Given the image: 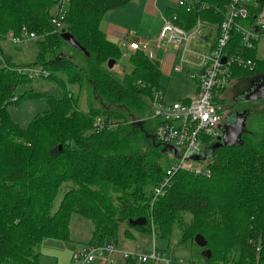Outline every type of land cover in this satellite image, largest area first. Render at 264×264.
I'll return each mask as SVG.
<instances>
[{
    "label": "trees",
    "instance_id": "16d2710c",
    "mask_svg": "<svg viewBox=\"0 0 264 264\" xmlns=\"http://www.w3.org/2000/svg\"><path fill=\"white\" fill-rule=\"evenodd\" d=\"M57 1L0 0V42L9 32L19 35L22 27L38 36L29 64H15L0 44V264H40L38 248L45 239L71 241L73 215L91 224L87 247L115 240L125 225L154 238L155 250L163 256L173 238L180 248L189 246L192 259L169 264H264V110L258 133L247 130L242 144L212 151L209 175L179 170L153 201L170 162L154 139L157 123L150 119V97L161 90L160 65L140 51L124 56L101 28L107 12L133 0H68L64 25L53 32ZM201 1L209 7L199 13L169 6L165 14L176 15L185 29L200 18L218 30L231 0ZM263 7L264 0H252L248 18L237 23L248 26ZM62 32L77 42L85 66L62 54L67 44ZM257 42L243 49L240 32L231 29L225 52L243 50L255 63L252 70L233 66L231 82L264 80ZM110 59L115 61L111 69ZM123 59L129 70L122 67L116 73L114 66ZM30 66L42 67L48 75L41 78L54 81L62 96L20 91L33 79L17 68ZM69 85L88 91L86 110L78 107ZM27 99H44L47 110L22 128L8 108ZM99 117L104 125L96 129ZM139 217L146 219L143 225L130 224ZM197 234L206 240L205 247L194 243ZM206 250L209 254L202 255ZM121 264L137 263L124 259Z\"/></svg>",
    "mask_w": 264,
    "mask_h": 264
},
{
    "label": "built area",
    "instance_id": "2783aa9c",
    "mask_svg": "<svg viewBox=\"0 0 264 264\" xmlns=\"http://www.w3.org/2000/svg\"><path fill=\"white\" fill-rule=\"evenodd\" d=\"M68 0H58L54 6L51 24L54 31H60L64 25L65 7ZM171 7H182L187 12L199 13L209 5L201 0H171ZM252 0H231L227 4V13L218 30L200 18L188 29L177 24L176 15L166 16L161 13L162 21L158 35L152 41L136 39V32L129 30L118 42L123 55L140 51L148 59L158 61L165 58L169 52L171 71H185L197 88L192 98L168 102L164 100L161 90H154L150 97V119L156 121L153 136L156 142L170 146L165 152L171 158L165 174L159 185L153 191V201L161 197L169 186L171 177L179 170L194 174L209 175V170L197 169L195 164L206 163L205 160H196L194 156L203 154L205 149L216 142L221 135L218 128L221 122L219 100L222 90L226 89L232 80V67L252 70L255 63L243 54V50L225 52V47L230 38V31L235 28L240 32L243 49L252 48L253 43L264 38V7L259 9L254 16V21L248 26L237 23L238 19L246 20L249 5ZM169 5V6H170ZM168 6V7H169ZM254 6H256L254 4ZM38 36L29 33L22 27L19 35L9 32L6 36L8 42L21 45L37 39ZM224 59V62H223ZM17 71L34 79L46 77L48 73L40 66L19 67ZM227 90V89H226ZM96 129L104 125L101 118L93 123ZM122 260H135L137 264L148 260L161 261L168 264L165 256L160 255L152 248L149 254L125 251L119 248L116 241H105L97 247L84 246L72 253L70 264H112L114 256Z\"/></svg>",
    "mask_w": 264,
    "mask_h": 264
},
{
    "label": "rangeland",
    "instance_id": "374dc122",
    "mask_svg": "<svg viewBox=\"0 0 264 264\" xmlns=\"http://www.w3.org/2000/svg\"><path fill=\"white\" fill-rule=\"evenodd\" d=\"M169 1L171 0H159L158 7L160 9L164 8L166 4H171V2ZM146 3L147 0H143V2L142 0H133L126 7H124L125 9H123L122 11H114L112 17L115 16L117 12H122V14L117 19L114 18V24L116 28L122 30V33L120 34L121 36H123L124 33L128 32L130 29L137 30L139 33L138 37L153 38L158 35L162 25L160 17L155 12H147L145 9ZM66 8L67 5L65 9ZM129 11H133L134 13H129ZM54 12L55 10L53 8L52 14H54ZM111 13L112 11L104 15L105 17H103L104 19H102L103 21L101 24L102 26L103 24H106L109 19H111ZM110 39L113 40V42H119V39L117 37L116 39H113V37ZM0 44L4 51L11 56V59L15 64L22 65L33 62L36 52V46L34 45L33 40L22 45H14L8 42L7 39H4L0 42ZM76 51L77 49L69 43L65 44L62 47L63 55L71 57L72 60L79 66H85L83 60L78 58ZM256 52L257 58L264 59V38L260 39L257 42ZM165 55H168L169 57V52H167ZM163 56H161V52L159 55H157L158 58H161V64L168 65L166 58H162ZM122 67L129 70V65L126 59L120 60L114 66V71L116 73H121ZM166 69L167 71H165L164 69V71H162L161 73L160 83L161 91L164 94V100L168 102H175L186 98H192L195 93L196 84L187 77L185 71L173 70L169 74L168 67ZM232 80H234V78ZM231 83L236 82L232 81ZM243 83L246 82L238 84L237 87L240 88L244 85ZM68 88H70L71 91L78 96V107L81 110H86L87 102L88 100H90L88 91L86 89L79 91L78 87L74 85H69ZM26 89H33L37 92L48 94L56 98L62 96V90L57 84H55L54 81H50L41 77L34 78L30 84L20 87V91H24ZM234 96H237L235 91L231 88H228L227 92L225 93L226 101L222 99V102H226L228 110H236L237 112H240L241 110L247 111L245 128L246 130L250 131V133H258V127H263L261 126L263 121V115L261 116V111L264 110V99L261 101H239L235 100L233 98ZM8 110L12 120L18 123L22 128H25L35 115L47 110V102L44 99L22 100L18 104L10 105ZM169 159L171 160V158ZM195 167L197 169H200L201 171H204L206 169V163L195 164ZM60 198L61 195H59L56 203ZM123 231H129L131 234L133 233V237L125 236ZM90 232V222L86 219H82L76 215H73L71 221V241L62 242L61 240L52 238L45 239L38 248L41 253L40 264H70L72 253L86 246L90 236ZM112 241H117L118 246L140 254H149L155 243L154 238H151L148 234L133 231L125 225H123L120 229V232L116 239ZM190 250L191 249H189V246H187L186 248H180V245H177L176 243V238H173L171 240L167 256H164L168 260V264L172 259H175L179 263H182V261H188L192 259ZM154 251L157 252V250H155V247ZM157 253L160 254V252ZM196 262L202 263V261L199 259ZM1 264L16 263L4 262ZM93 264H100V261H96Z\"/></svg>",
    "mask_w": 264,
    "mask_h": 264
},
{
    "label": "water",
    "instance_id": "95a60500",
    "mask_svg": "<svg viewBox=\"0 0 264 264\" xmlns=\"http://www.w3.org/2000/svg\"><path fill=\"white\" fill-rule=\"evenodd\" d=\"M64 40L74 46L76 49H80L77 42L67 33L62 32L61 35ZM224 62V59H223ZM115 61L113 59H110L107 63V67L109 69L113 68ZM242 99L247 101H257L264 99V83L258 84L254 89L249 91ZM245 112L240 113V118L236 121L235 125H232L231 127L225 129L224 127H218L220 130L222 129L223 132L219 137H217L216 142L212 143L209 147H207L203 154L196 155L194 158L196 160H205L210 157L212 151L220 146H234L235 144H242L241 136L244 134L247 130L245 128V119L246 117H243ZM170 146H164L163 150L166 151ZM131 225L133 226H140L143 225L146 222V219L144 217H139L135 220L129 221ZM194 243L199 247H205L206 246V240L204 237L200 234L195 235L194 237ZM209 250L203 251L202 255H208ZM208 257V256H207Z\"/></svg>",
    "mask_w": 264,
    "mask_h": 264
},
{
    "label": "crops",
    "instance_id": "0c3cea01",
    "mask_svg": "<svg viewBox=\"0 0 264 264\" xmlns=\"http://www.w3.org/2000/svg\"><path fill=\"white\" fill-rule=\"evenodd\" d=\"M142 2H143V0H142ZM158 2H159V0H147V3H146V6H145V9H146V11L147 12H149V13H152V12H155L156 14H158L159 15V17H160V15H161V13H165V10L167 9V7L170 5L169 3L168 4H166V6L164 7V8H159L158 7ZM128 5V4H127ZM126 5V6H127ZM126 6H124V7H126ZM171 6V5H170ZM124 7H122V8H118V9H115V10H112V13H111V19H109L108 21H107V23L106 24H103V26L101 25V28H102V30L104 31V33L106 34V36L108 37V39H110V38H112L113 37V39L115 38L116 39V37L120 40L121 39V33H122V30L121 29H119V28H116V26H115V24H114V20L115 19H117L121 14H122V12H117L116 13V15L115 16H113L112 17V15H113V13H114V11H117V10H123V9H125ZM110 12V11H109ZM133 12V11H132ZM132 12H130L129 11V13H132ZM108 13V12H107ZM134 13V12H133ZM124 14V13H123ZM105 17V16H104ZM115 18V19H114ZM104 19V18H103ZM103 21V20H102ZM160 21H161V18H160ZM101 24H102V22H101ZM161 24H162V21H161ZM131 31H135L136 32V39H140V40H142V41H145V40H147V41H152V40H154L156 37H153V38H144V37H138V31L137 30H135V29H130ZM126 33V32H125ZM124 33V34H125ZM111 40V39H110ZM111 41H113V40H111ZM158 55H159V53H158ZM162 56V55H161ZM166 58V61H167V63H168V65H165V64H160V70H161V73H162V71H164V69H165V71H167V67H168V72H169V74H170V72H171V69H170V65H171V59H170V57H168V56H166L165 57ZM196 88H197V86H196ZM195 92H196V89H195ZM195 94V93H194ZM187 99V98H186ZM72 239V238H71ZM119 248L120 249H122V250H125V251H130V250H127V249H125V248H123V247H120L119 246ZM130 252H132V251H130ZM70 259V258H69ZM122 263V259H121V257L120 256H115L114 258H112V264H121Z\"/></svg>",
    "mask_w": 264,
    "mask_h": 264
},
{
    "label": "flooded vegetation",
    "instance_id": "af4514ba",
    "mask_svg": "<svg viewBox=\"0 0 264 264\" xmlns=\"http://www.w3.org/2000/svg\"><path fill=\"white\" fill-rule=\"evenodd\" d=\"M242 82H246L248 85L244 84L243 86L238 88L237 85L242 83ZM260 83H264V80L256 77V78L249 79V80L239 81L237 83H230L229 86L227 87V90H228V88H231L235 91V93L237 95V96L233 97L235 100L247 101V100L242 99V97H244L249 91L254 89ZM227 90L225 91V93L227 92ZM225 93H224L222 99L226 101ZM240 99H242V100H240ZM225 101H223L220 105L221 122L219 124V127H221V128L224 127L225 129H227V128L231 127L232 125H235L238 118H240V113H242V112H245L243 117H246V119H247V111L241 110L240 112H237L236 110H233V111L228 110V106H227ZM246 119H245V121H246ZM220 131H221V133L223 132L222 129Z\"/></svg>",
    "mask_w": 264,
    "mask_h": 264
}]
</instances>
